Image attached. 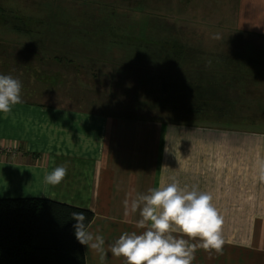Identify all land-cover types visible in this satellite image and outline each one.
I'll use <instances>...</instances> for the list:
<instances>
[{"label":"crops","instance_id":"crops-1","mask_svg":"<svg viewBox=\"0 0 264 264\" xmlns=\"http://www.w3.org/2000/svg\"><path fill=\"white\" fill-rule=\"evenodd\" d=\"M62 1H31L30 11L15 3L21 10H12L31 18L26 26L50 30L51 39L0 38V74L18 78L26 87L23 102L7 115L0 113V200L37 198L90 210L94 218L88 229L105 238L107 250L123 233L144 230L137 227L139 212L125 215V199L175 177L181 187L211 193L223 218L222 253L198 249L192 264H264V131L113 114L112 66L58 51L72 41L63 39L65 23L72 22L64 17L71 10L56 8ZM76 1H113L118 9L144 16L154 8L165 9L169 18L174 12L171 0H150V12L147 0H135L138 8L128 5L130 0ZM233 3L235 20L227 30L264 38V0ZM63 93L81 96L80 106L48 103ZM65 164L67 176L59 185L45 183L46 174ZM83 249L86 264H100L98 253L86 245ZM105 264H124V258L109 252Z\"/></svg>","mask_w":264,"mask_h":264},{"label":"trees","instance_id":"trees-1","mask_svg":"<svg viewBox=\"0 0 264 264\" xmlns=\"http://www.w3.org/2000/svg\"><path fill=\"white\" fill-rule=\"evenodd\" d=\"M68 1L73 7L64 17L73 24L65 23L63 39L73 45L65 43L58 51L110 64L111 102L123 99L121 110L129 112L124 115L226 130L255 126L264 118L247 101L264 98V88L251 94L264 82V51L250 49L253 44L243 42L241 33L219 32V42L228 48H209L194 26L149 14L142 31L138 23L119 20L116 7L101 6L108 15ZM9 5H0V38L51 39L50 30L26 26L31 18L14 14ZM74 211L84 212L89 227L94 214L87 209L46 199H1L0 264H86L74 234Z\"/></svg>","mask_w":264,"mask_h":264},{"label":"clouds","instance_id":"clouds-1","mask_svg":"<svg viewBox=\"0 0 264 264\" xmlns=\"http://www.w3.org/2000/svg\"><path fill=\"white\" fill-rule=\"evenodd\" d=\"M21 92L22 82L18 78L0 74V113L7 115L13 106L22 103ZM260 168L264 176V162ZM67 172L66 164L57 166L45 175V183L59 185ZM124 208L126 216L139 212L137 227L144 230L123 233L107 250L105 238L86 226L84 212L71 214L76 221V239L99 254L100 264H105L109 252L123 257L124 264H192L198 249L223 251V218L213 204L212 194L197 187H181L175 177L148 189L146 194L137 193L125 199ZM193 240L198 243H190Z\"/></svg>","mask_w":264,"mask_h":264},{"label":"rangeland","instance_id":"rangeland-1","mask_svg":"<svg viewBox=\"0 0 264 264\" xmlns=\"http://www.w3.org/2000/svg\"><path fill=\"white\" fill-rule=\"evenodd\" d=\"M12 4L11 8L14 11L17 10H21V7L24 8H28V10H24V11H30L31 8L29 7V5L31 4V1H36V0H0V5H8V3ZM56 1V0H55ZM60 1V0H59ZM172 4H173V10L174 12L171 13L170 18L172 20H174L176 22V24L178 25H188V26H194L197 29H199L201 32L204 33V38L202 39V44L204 47H209V48H218V49H224V48H228V46H225L224 44H220L219 39H220V33H223L227 30V28L230 25V20H235L234 18V3L233 0H171ZM15 3L19 4L16 5ZM57 6L56 8L58 9H67V8H72V2L71 1H62V2H57ZM78 6H75V8H80V9H85L86 7H88L87 9H90L99 13H107L108 15H110V12L108 11H103L104 7L101 6H107L110 7V5H113L112 7H114V3L113 1L111 3L108 2H103L104 5H99L96 2H79L77 1ZM113 3V4H112ZM147 6L145 7L146 11L150 12L151 9L149 7V3L150 0H147ZM85 6V8L82 7ZM94 5H98L95 7H92ZM128 5L130 6H136L135 8H138L139 5L137 4V2L135 0H130V2H128ZM64 6H68V7H64ZM50 9V8H49ZM109 9V8H108ZM32 10H38L37 8H33ZM163 10V9H162ZM162 10L158 9V8H154L153 9V13L150 14V16L156 18H162L161 16L165 17V18H169L167 15H165ZM14 11V12H15ZM128 11V10H127ZM121 8L119 9H114V12L116 13V16H118V19L121 21H128L125 23H129V24H136L140 21H143L142 24H144L146 22V18L148 17L147 15L144 16L143 14H140L139 12L136 13H129ZM165 11V9L163 10ZM117 18V17H116ZM114 18V19H116ZM164 18V19H165ZM231 18V19H230ZM232 21V22H233ZM222 25L224 26L222 28ZM221 29V31H220ZM230 33H237L236 31H230ZM219 37V38H216ZM241 39L243 42H251L253 44L254 47H249L250 49H259L256 50V52H262L264 51V38H256L253 37V35L250 34H241L240 35ZM248 45V43H247ZM232 48V47H230ZM26 87L23 86L22 89H25ZM262 88H264V82L260 83L259 86L257 85L255 90H253L251 92L252 95H254L257 91H259V93H262ZM28 97H30V95H28ZM62 98H54L53 100H49V104L53 103V104H57V105H61V106H80V104L78 103V99H80L81 96H77L75 93H71L70 95L63 93ZM63 98H66V100L63 101ZM90 100V99H89ZM115 103H113V114H119V115H124L129 113L128 111L123 112V104L122 101L123 99H112ZM126 101V100H125ZM248 103H250V106L254 107L257 110H254L257 112V114H259V116L261 117L263 115L264 117V98L261 97H257V98H252L249 97L248 98ZM126 106L127 103L125 104ZM148 107V106H145ZM120 108V109H119ZM154 116V114H148V118H152ZM264 119V118H263ZM262 119V120H263ZM264 120L261 122L263 123ZM262 125V126H261ZM247 128V127H246ZM250 129H256V130H260V131H264V124H258L254 127H249Z\"/></svg>","mask_w":264,"mask_h":264}]
</instances>
